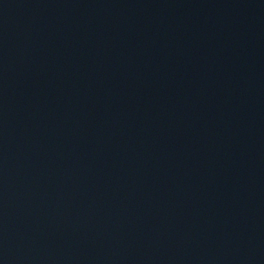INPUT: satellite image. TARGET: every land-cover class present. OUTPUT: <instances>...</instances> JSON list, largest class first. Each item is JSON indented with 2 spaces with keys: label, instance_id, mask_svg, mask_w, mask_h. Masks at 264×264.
Instances as JSON below:
<instances>
[{
  "label": "water",
  "instance_id": "1",
  "mask_svg": "<svg viewBox=\"0 0 264 264\" xmlns=\"http://www.w3.org/2000/svg\"><path fill=\"white\" fill-rule=\"evenodd\" d=\"M264 0H0V264H253Z\"/></svg>",
  "mask_w": 264,
  "mask_h": 264
}]
</instances>
